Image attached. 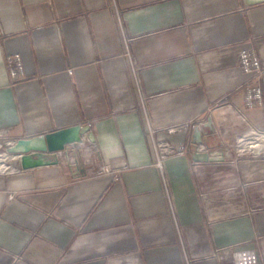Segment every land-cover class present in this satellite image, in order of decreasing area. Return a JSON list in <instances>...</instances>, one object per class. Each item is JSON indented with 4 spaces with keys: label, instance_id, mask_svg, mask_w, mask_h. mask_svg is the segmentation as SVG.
<instances>
[{
    "label": "crops",
    "instance_id": "0c3cea01",
    "mask_svg": "<svg viewBox=\"0 0 264 264\" xmlns=\"http://www.w3.org/2000/svg\"><path fill=\"white\" fill-rule=\"evenodd\" d=\"M245 51L264 64V2L0 0V146L94 138L28 171L7 153L0 264H234L240 248L264 264V96L247 106ZM208 120L201 144L169 132ZM189 140L158 166L156 143ZM197 147L226 161L195 163Z\"/></svg>",
    "mask_w": 264,
    "mask_h": 264
},
{
    "label": "water",
    "instance_id": "95a60500",
    "mask_svg": "<svg viewBox=\"0 0 264 264\" xmlns=\"http://www.w3.org/2000/svg\"><path fill=\"white\" fill-rule=\"evenodd\" d=\"M246 7L263 3L264 0H243ZM210 128L212 132L206 137L214 136L213 121L208 120L202 127L196 126L193 132L194 144L203 143L202 130ZM94 141L90 127L81 125L61 129L55 132L39 135L31 139H20L15 144L9 145L6 152L17 158L19 168L28 171L43 166L59 164L57 154L69 153L72 145L80 144L84 138ZM192 158L195 163H224L226 161L223 153H201L193 152Z\"/></svg>",
    "mask_w": 264,
    "mask_h": 264
},
{
    "label": "built area",
    "instance_id": "2783aa9c",
    "mask_svg": "<svg viewBox=\"0 0 264 264\" xmlns=\"http://www.w3.org/2000/svg\"><path fill=\"white\" fill-rule=\"evenodd\" d=\"M239 65L241 66L243 72L250 76L249 86H248V93H247V106L249 108H254L257 103H261L263 101V93L262 88L258 84L261 80L262 76L264 75V64L262 63L259 56L254 53L253 51H245L240 54L239 57ZM10 72L13 78H17L21 73L24 71V67L21 61L20 56L13 57L10 63ZM203 122H190L186 124H180L176 127L169 129V132L173 133L178 131L182 128H187L193 130L196 126H200ZM11 145L15 144L10 143ZM9 146V145H8ZM158 157H159V164L160 168L164 167V163L166 160L167 155L173 154L174 152L178 155H184L186 152H192L194 148V144L191 140L185 146L180 147H172L165 143H156L155 145ZM198 152L200 150L204 151V147H197L196 149ZM104 174L111 173L109 168L106 167L103 169ZM223 254V259L224 255ZM257 255L248 249L240 248L236 252L233 253L234 264H258L257 263Z\"/></svg>",
    "mask_w": 264,
    "mask_h": 264
},
{
    "label": "rangeland",
    "instance_id": "374dc122",
    "mask_svg": "<svg viewBox=\"0 0 264 264\" xmlns=\"http://www.w3.org/2000/svg\"><path fill=\"white\" fill-rule=\"evenodd\" d=\"M8 146H5V145H1L0 146V158L6 160V162L4 161L5 164L9 165V160L6 158V155L7 152H6V149H7ZM106 168L105 165L101 166V171L103 172V169ZM8 171V170H6ZM6 171H2V172H6ZM1 172V171H0Z\"/></svg>",
    "mask_w": 264,
    "mask_h": 264
},
{
    "label": "bare ground",
    "instance_id": "6f19581e",
    "mask_svg": "<svg viewBox=\"0 0 264 264\" xmlns=\"http://www.w3.org/2000/svg\"><path fill=\"white\" fill-rule=\"evenodd\" d=\"M4 161L6 162V160L0 158V171H6L9 170V165L5 164ZM11 167V166H10Z\"/></svg>",
    "mask_w": 264,
    "mask_h": 264
}]
</instances>
